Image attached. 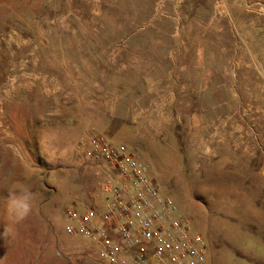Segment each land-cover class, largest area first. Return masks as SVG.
<instances>
[{"label":"rangeland","instance_id":"rangeland-1","mask_svg":"<svg viewBox=\"0 0 264 264\" xmlns=\"http://www.w3.org/2000/svg\"><path fill=\"white\" fill-rule=\"evenodd\" d=\"M167 1L171 0H0V79L5 76L0 90L11 82L15 86V96L1 105L0 130L15 131V143L25 160L19 168L21 186H34L38 192L31 214L8 228V237L5 220L14 217L6 214L8 199L0 198V264H103L87 240L66 228L65 207L77 194L93 198L96 189L92 164L76 152L75 145L91 128L120 141L111 137V115L123 110L116 107L111 91L127 84L121 65L140 62L141 46L147 47L152 31L174 26L149 23L151 16L160 19L170 14ZM216 1L213 13L220 16L224 7ZM258 9L264 16V5ZM210 25L220 30V24ZM175 28L198 30L189 23H177ZM227 29L231 30L230 24ZM130 34H135L132 42L127 39ZM235 40L229 35L221 39L230 62L228 77L234 78L241 63L243 70L226 92L213 87L212 99L219 103L237 95V102L221 105L217 118L208 113L207 123L212 126L209 130L242 133L233 142L236 149L241 144L253 150V160L245 157L237 169L210 175L211 169L204 165L215 161L217 141H210V136H201L204 142L198 137L191 140L189 130H174L176 134L151 140L149 145L124 143L151 166L163 192L181 212L193 217L195 231L208 240L211 264H264V71L248 70V53L240 50L246 45L239 42L236 52ZM185 43L189 46L192 40L185 38ZM260 43L264 46L262 38ZM32 80L37 82L38 98L58 97L70 107L68 111L58 114L53 109L46 116L41 111L40 117L41 112L18 99L19 84ZM80 93L88 94L90 101L76 111L72 101ZM194 104L191 101L189 108ZM189 108L180 105L182 111ZM156 143L163 149H155ZM177 161H184L183 175L173 173ZM194 163L202 166L198 175H191L189 166ZM157 164L169 169L162 173ZM245 165H258L259 174H251ZM4 186L11 189L8 182Z\"/></svg>","mask_w":264,"mask_h":264},{"label":"crops","instance_id":"crops-1","mask_svg":"<svg viewBox=\"0 0 264 264\" xmlns=\"http://www.w3.org/2000/svg\"><path fill=\"white\" fill-rule=\"evenodd\" d=\"M216 2V0H171L167 1V6L171 7L170 14L160 19H155L157 16L150 17L149 23L166 22L171 25L174 23V26L165 31L153 26L155 29L148 36L149 39L147 38V47L141 46L140 62H125L121 65L124 77L128 80L127 84H123L122 87L117 86L111 91V99L116 102V107L118 110H123L111 115V137L120 140L114 142L126 141L129 145L146 142L149 145V141L154 139L166 140L170 134H176V130H189L188 135H192L191 140L198 137L202 142L204 139H201V136H210V141L215 140L218 144L215 161L210 166L204 165L211 169L210 175L224 168L237 169L245 157L254 159L253 150L241 148V144L239 149H236L237 144L233 141L238 140L242 133H234L232 130H209L212 126L207 122L208 113L217 118L218 115L220 116L217 110L221 105L237 102L236 95L231 97V101L215 103V99H212V88H216L217 92L222 89L226 92L225 88L228 84H236L237 73L243 70L241 63L235 68L234 78L228 77L230 62L221 39L227 38V35L238 39L234 41L236 52L240 49V43L244 42L246 48L240 50L248 53L251 61L247 65L248 70H260L258 67H261L264 71V46L260 43L261 38L264 40V26H262L264 16H261L258 9L260 4L264 5V0H220L224 7V14L220 16L213 13L214 7L217 6ZM182 7L185 9H181ZM177 23L193 24L198 30L180 32L175 28ZM213 23L220 24V30L216 31V27H210ZM228 24L231 26L230 31L227 29ZM134 38L135 34H130L127 39L132 42ZM185 38L192 40L189 46L185 43ZM249 38L252 39L250 43L247 41ZM132 72L138 74L132 76ZM36 87L37 82L33 80L19 84L17 98L26 100L37 114L43 111L46 116L53 109L58 110V114L68 111L70 107L64 106L57 99L58 97L49 94L38 98L34 93ZM46 90L50 91V89ZM76 99L72 101V109L76 111L79 106L81 109L86 107L90 101L89 95L82 93L77 95ZM191 101L198 105L194 104L189 108ZM180 105H185L189 109L182 111ZM111 113L114 114V111ZM42 114L41 112L40 117ZM181 122H185V125L181 126ZM15 137L14 130H0V198L8 199L10 190L21 186L19 168L25 160L15 143ZM155 149L162 150L163 147L160 143H156ZM177 157H183L182 153ZM251 165L245 166L249 168L251 174H259L258 165L254 167L255 169L252 168L254 164L252 167ZM156 166L162 173L169 169L159 164ZM185 167L184 161H177L173 166V173L183 175L187 170ZM200 167L201 164L190 165L191 175H198ZM245 169L246 167H243L244 171ZM4 182L10 183L11 189L6 188ZM29 188L36 196L38 192L33 190L34 186ZM6 214L11 215L9 212ZM5 221V227L10 229L17 224L11 218Z\"/></svg>","mask_w":264,"mask_h":264},{"label":"built area","instance_id":"built-area-1","mask_svg":"<svg viewBox=\"0 0 264 264\" xmlns=\"http://www.w3.org/2000/svg\"><path fill=\"white\" fill-rule=\"evenodd\" d=\"M14 93L13 82L4 86L0 107ZM75 149L92 164L96 189L92 199L77 194L65 207L66 228L87 240L103 264H211L208 240L195 231L193 217L127 144L91 128Z\"/></svg>","mask_w":264,"mask_h":264},{"label":"clouds","instance_id":"clouds-1","mask_svg":"<svg viewBox=\"0 0 264 264\" xmlns=\"http://www.w3.org/2000/svg\"><path fill=\"white\" fill-rule=\"evenodd\" d=\"M35 196L27 186H18L10 190L7 200L8 212L14 217L16 223L24 221L32 212ZM10 230L6 227L4 236L8 237Z\"/></svg>","mask_w":264,"mask_h":264},{"label":"trees","instance_id":"trees-1","mask_svg":"<svg viewBox=\"0 0 264 264\" xmlns=\"http://www.w3.org/2000/svg\"><path fill=\"white\" fill-rule=\"evenodd\" d=\"M4 77H5V76H3V77L0 79V84H1V82H3ZM90 199H92V197H90Z\"/></svg>","mask_w":264,"mask_h":264}]
</instances>
